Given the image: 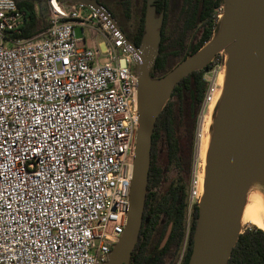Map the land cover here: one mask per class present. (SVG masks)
Returning a JSON list of instances; mask_svg holds the SVG:
<instances>
[{"label":"built area","instance_id":"1","mask_svg":"<svg viewBox=\"0 0 264 264\" xmlns=\"http://www.w3.org/2000/svg\"><path fill=\"white\" fill-rule=\"evenodd\" d=\"M43 5L49 28L22 39L0 0V264H104L129 210L138 56L103 6Z\"/></svg>","mask_w":264,"mask_h":264},{"label":"water","instance_id":"2","mask_svg":"<svg viewBox=\"0 0 264 264\" xmlns=\"http://www.w3.org/2000/svg\"><path fill=\"white\" fill-rule=\"evenodd\" d=\"M95 10L97 0H68ZM146 0L144 34L138 56L139 127L133 160L129 210L124 232L104 264H130L138 244L148 190L156 122L175 88L225 54L222 92L212 114L203 192L188 264H228L240 235L251 191L264 196V0H222L211 39L160 78L151 72L160 53L164 13Z\"/></svg>","mask_w":264,"mask_h":264},{"label":"trees","instance_id":"3","mask_svg":"<svg viewBox=\"0 0 264 264\" xmlns=\"http://www.w3.org/2000/svg\"><path fill=\"white\" fill-rule=\"evenodd\" d=\"M16 1L18 9L26 14L22 39L39 36L49 28L50 23L42 14L43 0ZM36 5L40 6L41 14L37 13ZM119 5L128 16L134 10L137 12L141 24L137 45H140L144 34L146 0H120L118 4L112 1L110 7L101 6L117 18L114 10ZM154 5L157 15L164 13L160 53L151 72L153 78H160L211 39L217 29L223 1L156 0ZM215 65L216 61L205 70L194 72L182 80L156 122L143 224L130 264H188L198 217L197 204L190 207L189 183L197 119L208 88L203 77ZM180 124L184 125L187 136L186 149L181 143ZM161 151L166 155L165 167L160 163ZM169 168L178 173L169 179L164 192L158 191L166 180ZM228 264H264V231L256 227L244 230Z\"/></svg>","mask_w":264,"mask_h":264},{"label":"bare ground","instance_id":"4","mask_svg":"<svg viewBox=\"0 0 264 264\" xmlns=\"http://www.w3.org/2000/svg\"><path fill=\"white\" fill-rule=\"evenodd\" d=\"M216 80L218 81V84H220V86L222 87L224 82V73H220L217 76ZM218 92L216 93L214 89H211L210 98L206 101V105L204 106V112L201 117V129L203 133L207 132V136L205 134L199 136L197 148V155L203 160V170L205 166L206 154L210 140L209 130L212 124V114L220 98L221 90L219 93ZM195 179L196 180L194 182L195 186L192 197L197 196V194H202L203 192L204 171L202 172V175L199 179L197 177H195ZM243 224H252L264 231V196L259 191L253 190L248 195L247 203L244 208V213L242 217V225Z\"/></svg>","mask_w":264,"mask_h":264},{"label":"rangeland","instance_id":"5","mask_svg":"<svg viewBox=\"0 0 264 264\" xmlns=\"http://www.w3.org/2000/svg\"><path fill=\"white\" fill-rule=\"evenodd\" d=\"M35 3H37V2H35ZM36 6H37L38 14H41L40 6H38V5H36ZM115 19L118 22V19L117 18H115ZM77 34H78V36H81L79 31H77ZM126 36H127V34H126ZM216 59H217V63L215 65V67L211 71L207 72L204 75L203 79L208 84V90L212 88L217 93L218 91L220 92V90L222 92V87L220 86V84H218V81L216 80V78L220 73H222V72L225 73V54L221 53V54L217 55ZM203 112H204V108L200 112L198 119H197V130H196V134H195V143L196 144H195V149L193 152L192 173H191V176L189 179L190 194L191 195L193 194V191H194V186H195L194 182L196 180L195 177H197L199 179L200 176L202 175V172L204 171L203 170V160H202V158H200L197 155L199 136L203 135V134H205L207 136V132L203 133V131L201 129V117L203 115ZM179 134H180V138H181V143L183 144L184 148L186 149L188 141H187V136H186L185 131H184V125L183 124L179 125ZM159 159H160V163L165 167L167 164V159H166V155H165L164 151L160 152ZM177 173H178L177 170H175L174 168H169L167 170V173H166V180L163 182L161 188H159L158 191L161 190L162 192H164V190L167 188V186L169 184V179L172 177H175ZM198 183H199V181H198ZM201 195L202 194H197V196L192 197L190 206L197 204ZM253 227H256V226H254L252 224H243L242 229L244 231L248 228H253ZM256 228H258V227H256Z\"/></svg>","mask_w":264,"mask_h":264},{"label":"flooded vegetation","instance_id":"6","mask_svg":"<svg viewBox=\"0 0 264 264\" xmlns=\"http://www.w3.org/2000/svg\"><path fill=\"white\" fill-rule=\"evenodd\" d=\"M97 1L100 5H106L109 7L112 1L113 2L116 1L117 4L120 2V0H97ZM115 9L116 10L114 11L117 15V19L120 27L125 30V33L127 34V38L130 41L131 45H133L136 49H138L140 47V45H137V43L139 42L141 24L137 12L134 10V12L128 16L126 10H123V8L121 9L120 5L118 7H115ZM141 40H140V44H141Z\"/></svg>","mask_w":264,"mask_h":264},{"label":"snow or ice","instance_id":"7","mask_svg":"<svg viewBox=\"0 0 264 264\" xmlns=\"http://www.w3.org/2000/svg\"><path fill=\"white\" fill-rule=\"evenodd\" d=\"M48 241H45V243H47Z\"/></svg>","mask_w":264,"mask_h":264}]
</instances>
